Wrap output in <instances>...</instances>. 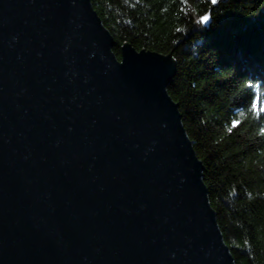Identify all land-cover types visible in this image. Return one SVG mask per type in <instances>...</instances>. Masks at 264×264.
Masks as SVG:
<instances>
[{
    "label": "water",
    "instance_id": "95a60500",
    "mask_svg": "<svg viewBox=\"0 0 264 264\" xmlns=\"http://www.w3.org/2000/svg\"><path fill=\"white\" fill-rule=\"evenodd\" d=\"M114 42L91 0H0V264H235L171 52Z\"/></svg>",
    "mask_w": 264,
    "mask_h": 264
},
{
    "label": "trees",
    "instance_id": "16d2710c",
    "mask_svg": "<svg viewBox=\"0 0 264 264\" xmlns=\"http://www.w3.org/2000/svg\"><path fill=\"white\" fill-rule=\"evenodd\" d=\"M91 2L117 57L122 40L171 52L167 90L223 239L235 264H264V0Z\"/></svg>",
    "mask_w": 264,
    "mask_h": 264
},
{
    "label": "snow or ice",
    "instance_id": "6c2138e0",
    "mask_svg": "<svg viewBox=\"0 0 264 264\" xmlns=\"http://www.w3.org/2000/svg\"><path fill=\"white\" fill-rule=\"evenodd\" d=\"M213 2H215V0H213ZM202 19H203V20H207L208 18H207V17H203Z\"/></svg>",
    "mask_w": 264,
    "mask_h": 264
}]
</instances>
